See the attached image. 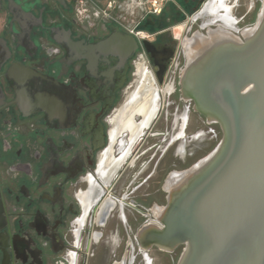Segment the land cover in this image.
Instances as JSON below:
<instances>
[{"label": "flooded vegetation", "instance_id": "1", "mask_svg": "<svg viewBox=\"0 0 264 264\" xmlns=\"http://www.w3.org/2000/svg\"><path fill=\"white\" fill-rule=\"evenodd\" d=\"M84 1L88 13L80 20L76 0H0V264H70L71 253L75 264H90L94 258L95 264H107L90 246L101 242L114 217L118 223L109 239L118 242L121 225L133 255V244L139 242L132 228L137 232L151 221L149 216L154 219L155 209L166 202L167 176L188 168L198 155L187 143L196 139L187 134L195 111L192 101L182 97L179 77L186 38L223 25H204L211 16H198L210 0H155L151 12L134 11L127 19L144 32L142 39L99 15L96 6L107 0ZM248 1L225 0L239 30L254 23L261 7L259 0ZM183 19L184 28L175 33ZM139 65L152 73L160 89L158 114L79 226L81 197L91 183L98 187L94 193L102 187L99 163L115 117L137 82ZM161 116L163 133L154 130ZM161 134L164 144H148L149 137ZM119 151V143L112 144L111 155ZM125 182L127 188L135 184L131 198L120 195ZM149 182L156 187L150 190ZM110 196L124 201V218L115 206L99 226L97 209ZM128 210L135 214L132 224ZM95 232L101 235L95 238ZM178 249L182 246L172 252Z\"/></svg>", "mask_w": 264, "mask_h": 264}, {"label": "water", "instance_id": "2", "mask_svg": "<svg viewBox=\"0 0 264 264\" xmlns=\"http://www.w3.org/2000/svg\"><path fill=\"white\" fill-rule=\"evenodd\" d=\"M217 29L197 32L179 84L221 139L135 238L140 251L182 246L176 264H264V0L247 34ZM125 253L111 264H124Z\"/></svg>", "mask_w": 264, "mask_h": 264}, {"label": "bare ground", "instance_id": "3", "mask_svg": "<svg viewBox=\"0 0 264 264\" xmlns=\"http://www.w3.org/2000/svg\"><path fill=\"white\" fill-rule=\"evenodd\" d=\"M199 15H206V17L211 16L210 18H206L204 22V25L207 26L210 23H214L215 21H220L223 25H218V29L216 31H229L234 34H236L235 32L237 31H240L241 34H247L249 32V28L245 27L239 30L237 25L235 24L238 29L236 30V27L233 26L234 20L231 16V6L228 5L225 0H210L204 5V8L198 14V16ZM232 30L236 31L234 32ZM200 41L201 40L199 39L197 32H195L194 36H192L191 38H186V40L183 42L185 53L186 50L187 52L189 50L191 52L192 45L200 43ZM159 107L160 89L155 84L152 73L144 66L139 65V67L137 68V82L135 83L134 88L129 93L127 99L125 100L124 104L119 109L115 117L114 126L110 132V145L103 153L99 163L98 175L101 179L102 187L99 188L98 193H94V190L98 187H96L94 183H91L89 190L81 197L83 214L78 220L79 226L83 224L91 204H93L96 199H98L100 193L106 192V188H108V186L110 185L111 179L116 176L118 170L122 167L123 162L131 152L132 147L143 134L144 129L148 127L153 119L157 116ZM184 124L185 114L182 116L181 128H183ZM178 136L182 137V132H180ZM117 142L120 145V151L117 155L113 156L111 155L112 144ZM205 160H207V155L195 162L193 166L188 170L171 172L165 180L164 190L166 192H169L171 186L177 180H179L180 177L190 172L192 168H195L196 166L202 164ZM123 204L125 203L122 199H115L111 196L106 200H102L96 212V223L100 226H103L115 206L122 210ZM123 210L121 211L122 218H124ZM162 212L163 206L161 208L155 209L154 213L152 214L154 217L153 221H148L146 225L150 226L152 224H156L157 218H159ZM94 234L95 238H98L101 235L100 232H95ZM131 251L132 250L126 251L124 264H132L133 256ZM141 251L143 253H147L145 249ZM71 255L72 258L70 264H75V255L72 253ZM145 258L146 264H151L150 259L147 256H145Z\"/></svg>", "mask_w": 264, "mask_h": 264}, {"label": "rangeland", "instance_id": "4", "mask_svg": "<svg viewBox=\"0 0 264 264\" xmlns=\"http://www.w3.org/2000/svg\"><path fill=\"white\" fill-rule=\"evenodd\" d=\"M245 3H246V5H248L249 1L245 0ZM186 20L187 19H183L179 23V26L176 27L174 30L175 33L181 32L182 28H184V24H185ZM188 25H189V23H187L185 25V27H188ZM203 32H205V31H203ZM236 35L240 36L238 33H236ZM190 116H191V119H190L189 127L187 129V134L188 135H190V134L195 135L196 139H193L190 142L187 141V143H189L192 146L193 150L198 152V155H197V158L195 160H193L187 167H189L192 163H195L199 159L208 155L218 145V143L221 139V135L219 136L218 131H217L218 129L216 127V125H217L216 123H212V124L205 123V121L202 119L203 117L200 118L199 114L196 112L191 113ZM154 128H155L154 129L155 132H160V133L165 132V121H163V116H161L157 120ZM162 138H163L162 134L154 136V137H149L148 138V141H149L148 144L153 143V144H161L162 145V144H164L162 142ZM211 144H212V146L210 147ZM155 160L156 159L154 158L153 161H155ZM182 169H184V166ZM149 184H150L149 185L150 190H152L157 185V184L151 183V182H149ZM134 185H131L129 188H127V182H125L123 184V190L120 191V193H121L120 195L126 194L128 198H131L132 197L131 188ZM160 197H161V203H164V195H160ZM126 202H128V200H126ZM126 214H127L128 222L130 224L134 223L135 221H134L133 217L135 216V214L129 210L126 211ZM148 218L151 221H153L151 216H149ZM116 223H118L117 217L111 218L109 231H106L105 236L102 238L101 242L96 246H94V245L90 246V252H91L92 248H95V250L98 254L100 253L101 255H103V256H101V258L106 257L107 264H111V262L113 260L119 259L126 250L129 251V249H130L129 247L128 248L126 247V244H124L125 240L127 239L128 234L122 230L121 225L119 226L120 232H119L118 242H114V241H111L109 239L110 235L112 234L111 231L114 230ZM132 229H133V235H136V230H134V228H132ZM129 235H131V238L133 239V235L132 234H129ZM133 246H134L133 264H146V260H145V258L143 259V254H142V251L139 250L138 244H133ZM180 252H181L180 249L175 250V252H168V251L159 250L156 247H152L147 251V255H148L149 259L151 260L152 264H176ZM95 260H98V259L94 258L92 261H90V264H95ZM144 260H145V263H144Z\"/></svg>", "mask_w": 264, "mask_h": 264}, {"label": "built area", "instance_id": "5", "mask_svg": "<svg viewBox=\"0 0 264 264\" xmlns=\"http://www.w3.org/2000/svg\"><path fill=\"white\" fill-rule=\"evenodd\" d=\"M259 1L262 3V0ZM153 2H155V0H107L103 6L97 5L96 8L101 17L112 19L118 24L124 26L125 29L132 33L135 37L142 39L144 38V32L137 30L134 21H128L127 18L131 17L134 11L138 9L144 14L151 12L149 4ZM112 9L117 10V13L112 14ZM75 13L77 18L80 20H83L86 17L88 8L84 0H76ZM252 25L246 26V28H250Z\"/></svg>", "mask_w": 264, "mask_h": 264}, {"label": "trees", "instance_id": "6", "mask_svg": "<svg viewBox=\"0 0 264 264\" xmlns=\"http://www.w3.org/2000/svg\"><path fill=\"white\" fill-rule=\"evenodd\" d=\"M217 129H218V132H219V136L221 135V131L219 129V127L216 125Z\"/></svg>", "mask_w": 264, "mask_h": 264}]
</instances>
